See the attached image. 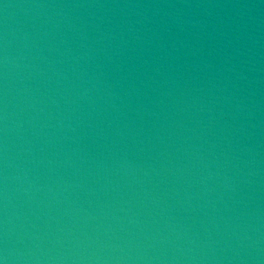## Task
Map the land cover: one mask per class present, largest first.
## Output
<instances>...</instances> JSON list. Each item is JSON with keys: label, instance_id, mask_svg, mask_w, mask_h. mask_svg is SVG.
Segmentation results:
<instances>
[{"label": "water", "instance_id": "water-1", "mask_svg": "<svg viewBox=\"0 0 264 264\" xmlns=\"http://www.w3.org/2000/svg\"><path fill=\"white\" fill-rule=\"evenodd\" d=\"M4 264H264V0H0Z\"/></svg>", "mask_w": 264, "mask_h": 264}, {"label": "clouds", "instance_id": "clouds-1", "mask_svg": "<svg viewBox=\"0 0 264 264\" xmlns=\"http://www.w3.org/2000/svg\"><path fill=\"white\" fill-rule=\"evenodd\" d=\"M0 264H4V261L3 260H0Z\"/></svg>", "mask_w": 264, "mask_h": 264}]
</instances>
